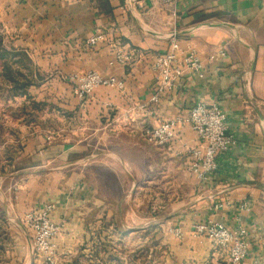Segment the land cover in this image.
Returning <instances> with one entry per match:
<instances>
[{"label": "crops", "instance_id": "obj_1", "mask_svg": "<svg viewBox=\"0 0 264 264\" xmlns=\"http://www.w3.org/2000/svg\"><path fill=\"white\" fill-rule=\"evenodd\" d=\"M109 5L0 0L3 43L24 55V73L33 69L26 94L14 93L0 62V264H49L32 250L30 212L61 226L54 264H224L225 252L194 234L204 221L245 229L242 264L263 260L264 0ZM98 32L104 38L89 46ZM172 38L195 48L206 70L159 92L153 64ZM117 50L134 59L111 64ZM89 70L124 89L101 87L79 100L67 78ZM197 103L220 106L236 138L203 181L190 171L187 148L198 141L190 126L167 145L142 135ZM126 114L133 121L122 125Z\"/></svg>", "mask_w": 264, "mask_h": 264}, {"label": "built area", "instance_id": "obj_2", "mask_svg": "<svg viewBox=\"0 0 264 264\" xmlns=\"http://www.w3.org/2000/svg\"><path fill=\"white\" fill-rule=\"evenodd\" d=\"M173 4L176 0H164ZM104 35L100 32L91 36L87 44L96 46ZM221 56H226V51H218ZM216 54H211L209 60H214ZM134 59L131 51L117 50L111 64L126 65ZM153 69L159 81L158 91L170 90L175 82L186 72H195L203 77L206 66L200 53L193 47H183L177 39L172 38V43L167 52L157 56ZM68 81L73 85V94L83 101L98 88L111 87L123 90L125 83L114 77L106 76L95 70L86 72H74L68 76ZM158 100L157 96L153 101ZM122 125H128L133 120L130 114L120 118ZM186 125L196 134L198 141L193 147L187 148L190 158V171L198 180H206L207 177L218 169V156L227 152L236 143V138L228 130L226 114L220 106L214 104L211 107L204 103H197L187 117H176L162 120L153 128H144L142 135L149 142L158 145L172 144L181 135ZM242 208L251 209L250 202L242 203ZM24 222L34 231L32 250L41 254L46 262L54 264L57 258V244L55 240L60 234L61 226L53 222L46 212H30L26 214ZM174 234L182 238L180 229H175ZM194 234L206 237L223 252H225L224 264H242L249 252L247 232L243 228L232 229L221 222L204 221L194 225ZM251 264H264L263 260H254Z\"/></svg>", "mask_w": 264, "mask_h": 264}, {"label": "trees", "instance_id": "obj_3", "mask_svg": "<svg viewBox=\"0 0 264 264\" xmlns=\"http://www.w3.org/2000/svg\"><path fill=\"white\" fill-rule=\"evenodd\" d=\"M101 7L110 11L109 0H99ZM19 57V58H18ZM24 55L14 49H8L3 43V37L0 35V62H3V71L5 79L12 83L15 91L14 93L26 94L24 90L26 87L33 83L31 75L33 69L28 68L27 72H23L19 67H28L25 62H23ZM20 65V66H19Z\"/></svg>", "mask_w": 264, "mask_h": 264}, {"label": "rangeland", "instance_id": "obj_4", "mask_svg": "<svg viewBox=\"0 0 264 264\" xmlns=\"http://www.w3.org/2000/svg\"><path fill=\"white\" fill-rule=\"evenodd\" d=\"M4 33H5L4 27L0 24V35L3 37L4 36ZM0 109H1V107H0ZM153 208H152V206H150L147 210L152 211Z\"/></svg>", "mask_w": 264, "mask_h": 264}]
</instances>
